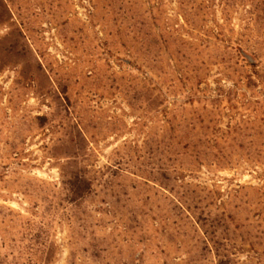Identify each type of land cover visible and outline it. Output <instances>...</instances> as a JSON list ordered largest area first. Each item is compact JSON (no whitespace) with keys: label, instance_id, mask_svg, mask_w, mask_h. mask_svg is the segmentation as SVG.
<instances>
[{"label":"rangeland","instance_id":"obj_1","mask_svg":"<svg viewBox=\"0 0 264 264\" xmlns=\"http://www.w3.org/2000/svg\"><path fill=\"white\" fill-rule=\"evenodd\" d=\"M258 1L0 0V264H264Z\"/></svg>","mask_w":264,"mask_h":264},{"label":"trees","instance_id":"obj_2","mask_svg":"<svg viewBox=\"0 0 264 264\" xmlns=\"http://www.w3.org/2000/svg\"><path fill=\"white\" fill-rule=\"evenodd\" d=\"M226 5V6H225ZM250 10H247V16L246 19H244L245 24L241 27V30L237 33V30L234 27L229 28L230 33H237V36H231L228 35L227 32V23L228 21L227 17L230 16L232 11L235 8L234 4H231L230 2L224 4V8L222 10V14L225 15L226 18H224L223 22L216 21L215 23V32H216V38L220 42H227L230 44L231 49L234 51L235 56L243 58L245 61L248 62V65L252 68H256L259 65V50H257V46L264 45V0L258 1L255 4H251ZM252 8V9H251ZM251 55L254 57V61H249L246 56ZM76 139H79V141L82 143L84 142V138L79 134L76 135ZM74 139V141L76 140ZM82 149V146H81ZM211 156L210 151H202L199 152V156ZM74 187H76V183H73ZM75 189V188H74ZM75 193L77 194V187H76ZM248 220L247 219H240L238 221L239 227H237V230H240L242 232H247L245 235L248 236L250 239L253 235L254 231L258 234H261L259 228L251 231H245L248 228ZM256 238H259L260 236H255Z\"/></svg>","mask_w":264,"mask_h":264},{"label":"water","instance_id":"obj_3","mask_svg":"<svg viewBox=\"0 0 264 264\" xmlns=\"http://www.w3.org/2000/svg\"><path fill=\"white\" fill-rule=\"evenodd\" d=\"M246 58H247L249 61H252V62L255 60L254 57L251 56V55H247Z\"/></svg>","mask_w":264,"mask_h":264}]
</instances>
